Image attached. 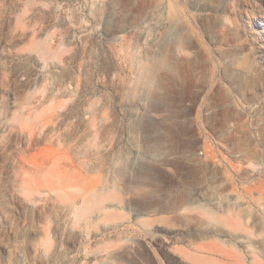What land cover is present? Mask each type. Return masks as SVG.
I'll return each instance as SVG.
<instances>
[{"label": "rangeland", "instance_id": "1", "mask_svg": "<svg viewBox=\"0 0 264 264\" xmlns=\"http://www.w3.org/2000/svg\"><path fill=\"white\" fill-rule=\"evenodd\" d=\"M0 264H264V0H0Z\"/></svg>", "mask_w": 264, "mask_h": 264}, {"label": "bare ground", "instance_id": "2", "mask_svg": "<svg viewBox=\"0 0 264 264\" xmlns=\"http://www.w3.org/2000/svg\"><path fill=\"white\" fill-rule=\"evenodd\" d=\"M92 203H93V206H98V205H100V202H99L98 200H95V201H93Z\"/></svg>", "mask_w": 264, "mask_h": 264}]
</instances>
